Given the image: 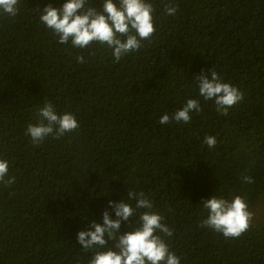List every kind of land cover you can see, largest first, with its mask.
Returning <instances> with one entry per match:
<instances>
[{"label":"trees","instance_id":"obj_1","mask_svg":"<svg viewBox=\"0 0 264 264\" xmlns=\"http://www.w3.org/2000/svg\"><path fill=\"white\" fill-rule=\"evenodd\" d=\"M64 2L20 0L16 17L0 15V158L15 178L0 184V264H88L95 249L78 232L104 210L116 219L109 201L134 206L129 189L173 230L163 238L180 264H264V0H149L156 31L119 62L106 45L58 43L39 17ZM210 69L243 93L227 115L199 95L195 76ZM188 99L201 107L189 123H159ZM46 101L79 128L33 143L26 128ZM213 195L245 199L253 218L241 237L199 226Z\"/></svg>","mask_w":264,"mask_h":264},{"label":"clouds","instance_id":"obj_2","mask_svg":"<svg viewBox=\"0 0 264 264\" xmlns=\"http://www.w3.org/2000/svg\"><path fill=\"white\" fill-rule=\"evenodd\" d=\"M20 0H0V15L14 18L20 11ZM102 11L91 6V0H65L62 6H45L39 17L40 22L58 37V43L71 44L73 48L85 49L93 44L106 45L112 49L114 62L122 57L138 52L143 41H150L154 32V8L149 0H102ZM167 15H174L177 8L171 3L165 5ZM77 62L84 63L83 56L76 57ZM199 95L205 100H213L216 111L227 115L228 109L243 99V93L229 82H225L214 70L201 71L195 76ZM200 112L197 99H188L181 109L171 115L160 117V124H168L170 120L189 123L191 112ZM40 117L36 124H29L26 134L33 143H40L46 137L59 138L79 128L75 115L71 112L57 113L50 102H45L38 109ZM203 143L214 147V136L206 135ZM14 176L9 175V162L0 158V184L10 186ZM245 183H252L251 177L245 176ZM127 201L116 203L109 201L116 219L109 212L102 213L103 223L95 221L87 231H79L78 243L86 251L93 250L88 264H180L181 258L170 250L164 236L171 237L173 230L165 223L159 213L152 211L153 203L143 191L129 189ZM207 217L200 222V227H207L227 238H239L245 233L253 218L248 205L241 195L231 200L213 195L203 201ZM139 209L145 211L139 212ZM129 231L120 232L121 223L130 217L137 216ZM139 224V226H135ZM94 229V230H93ZM107 234V239H105ZM162 234V235H161ZM108 241L115 242V249L107 247Z\"/></svg>","mask_w":264,"mask_h":264}]
</instances>
